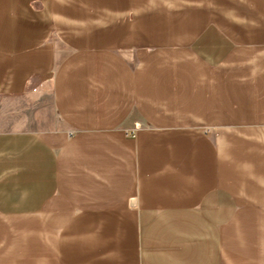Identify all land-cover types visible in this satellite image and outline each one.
Masks as SVG:
<instances>
[{
  "label": "crops",
  "instance_id": "crops-1",
  "mask_svg": "<svg viewBox=\"0 0 264 264\" xmlns=\"http://www.w3.org/2000/svg\"><path fill=\"white\" fill-rule=\"evenodd\" d=\"M28 227L58 264H264V0H0V244Z\"/></svg>",
  "mask_w": 264,
  "mask_h": 264
},
{
  "label": "rangeland",
  "instance_id": "rangeland-1",
  "mask_svg": "<svg viewBox=\"0 0 264 264\" xmlns=\"http://www.w3.org/2000/svg\"><path fill=\"white\" fill-rule=\"evenodd\" d=\"M61 231L62 228H54L53 237L51 230L44 231L41 238L35 228L6 230L11 242L7 239L0 244V264H58L55 247Z\"/></svg>",
  "mask_w": 264,
  "mask_h": 264
},
{
  "label": "water",
  "instance_id": "water-1",
  "mask_svg": "<svg viewBox=\"0 0 264 264\" xmlns=\"http://www.w3.org/2000/svg\"><path fill=\"white\" fill-rule=\"evenodd\" d=\"M131 204L133 205L134 204V201H132Z\"/></svg>",
  "mask_w": 264,
  "mask_h": 264
}]
</instances>
